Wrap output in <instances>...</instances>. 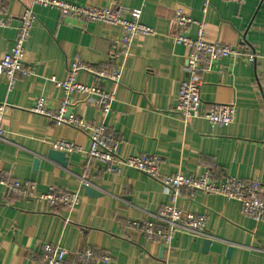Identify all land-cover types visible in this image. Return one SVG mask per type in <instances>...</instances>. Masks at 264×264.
Instances as JSON below:
<instances>
[{
    "label": "crops",
    "instance_id": "crops-1",
    "mask_svg": "<svg viewBox=\"0 0 264 264\" xmlns=\"http://www.w3.org/2000/svg\"><path fill=\"white\" fill-rule=\"evenodd\" d=\"M82 7L122 6L141 11V23L156 32L137 36L127 56L117 53L118 26L100 22H60L57 9L32 5V0H5L13 17L0 28V60L11 50L19 18L31 6L36 22L26 43V62L32 70L9 90L0 76V104L8 105L0 144V173L37 184L38 194L53 186L77 193L81 203L72 210L6 194L0 186V264H41L42 245L56 244L70 253L91 248L111 257L107 264H264V222L243 215L241 204L197 192L193 200H180L188 212L207 215L205 240L178 233L170 246L154 243L127 225L130 219L153 220L171 197L155 179L132 168L108 174L84 152L67 156V166L49 161L53 143L66 140L83 151L88 137L82 131L51 122L31 112L39 97L58 108L64 92L53 79L65 82L72 61L121 67L120 83L98 82L80 73L78 82L115 94L110 114L104 116L87 98L75 93L68 110L90 123H104L121 142V155H157L162 176L177 173L200 176L210 169L219 181L227 176L259 182L264 198V0L242 4L211 0L205 14L202 0H60ZM184 10L206 25V38L241 48L256 57L223 59L202 79V111L214 105H235L234 122L212 129L201 119L187 125L175 110L178 86L186 79L190 49L175 41V13ZM189 35L196 38L197 27ZM40 159L38 170L35 161ZM87 183L100 192L86 194ZM72 257V255H71Z\"/></svg>",
    "mask_w": 264,
    "mask_h": 264
},
{
    "label": "built area",
    "instance_id": "built-area-1",
    "mask_svg": "<svg viewBox=\"0 0 264 264\" xmlns=\"http://www.w3.org/2000/svg\"><path fill=\"white\" fill-rule=\"evenodd\" d=\"M211 0H202L206 14ZM242 4L245 0H221ZM32 5L57 9L60 13V22L72 19L81 23L100 22L110 26H118L121 34L115 42L116 52L127 56L133 39L137 36H154L156 32L151 27L141 23V11L131 10L122 6L111 8L82 7L60 0H32ZM13 17L9 14L5 0H0V28L10 26ZM36 16L31 6L25 7L19 18L16 37L11 50L0 60V76L6 80L9 90L14 89L20 79L32 75V70L26 62V43L36 22ZM177 44L190 49L191 53L185 68L186 79L180 81L178 86L177 103L175 110L184 122L189 125L193 121L204 119L212 129L225 128L234 122L236 116L235 105H214L202 111V79L204 72L211 71L212 66L223 60H246L254 64L256 57L247 54L241 48H234L221 42H210L206 38V25L193 20L183 9L178 8L175 13ZM197 27L196 38L189 35L190 28ZM80 73H87L98 82L110 81L120 83L121 67L113 63L105 67L87 64L80 59L71 62L68 68V79L59 82L53 79L56 87L64 92V99L56 109L48 105V100L39 97L31 112L43 116L51 122L73 127L82 131L88 137V149L83 151L73 142L60 140L53 143V149L67 156L84 152L88 163H98L105 173L119 174L123 167L132 168L152 179L160 182L170 194L171 202L162 207L153 220L130 219L127 225L134 232L146 239L164 246H170L178 233H187L202 240H211L208 234L207 215H198L181 209L180 200H193L197 192L208 196H220L227 200L237 201L241 204V211L246 217L255 221L264 222V198L262 186L256 181H247L242 178L227 176L219 181L213 169L203 175L193 176L177 173L172 176H162L160 172L163 163L157 155H139L123 157L121 155V142L104 123L90 124L74 115L68 108L70 98L78 93L87 98L101 113L106 116L112 111L115 99L114 93L105 91L100 84L86 86L78 82ZM8 105L0 104V144L6 141L4 127L5 112ZM0 186L7 195L32 200L36 203L44 202L51 208L64 207L72 210L81 203L77 193H68L56 187H49L45 193L38 194L37 184L12 179L7 173H0ZM41 264H107L111 257L98 254L91 248H85L70 253L63 247L45 243L42 245ZM72 255V257H71Z\"/></svg>",
    "mask_w": 264,
    "mask_h": 264
},
{
    "label": "water",
    "instance_id": "water-1",
    "mask_svg": "<svg viewBox=\"0 0 264 264\" xmlns=\"http://www.w3.org/2000/svg\"><path fill=\"white\" fill-rule=\"evenodd\" d=\"M47 159L52 162H56L61 166L66 167L67 166V155L65 153L56 151V150H51L47 156ZM40 166V159H37L35 161V166L34 169L38 170ZM83 188L85 189V192L87 195L93 197V196H98L100 195V192L97 191L95 188L91 187L89 184L85 183L83 185ZM210 244V240H205V247Z\"/></svg>",
    "mask_w": 264,
    "mask_h": 264
}]
</instances>
